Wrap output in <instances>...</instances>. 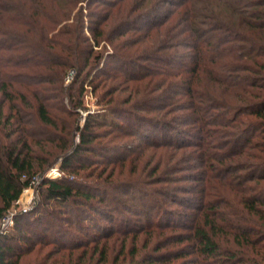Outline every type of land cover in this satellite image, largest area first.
<instances>
[{"label":"trees","instance_id":"16d2710c","mask_svg":"<svg viewBox=\"0 0 264 264\" xmlns=\"http://www.w3.org/2000/svg\"><path fill=\"white\" fill-rule=\"evenodd\" d=\"M147 4L0 0V221L38 178L19 231L0 232V264H20L26 241L48 248L30 264H264V0ZM86 85L103 109L81 123ZM157 145L185 167L112 178ZM56 164L63 175L44 176ZM142 232L164 239L140 245Z\"/></svg>","mask_w":264,"mask_h":264},{"label":"rangeland","instance_id":"374dc122","mask_svg":"<svg viewBox=\"0 0 264 264\" xmlns=\"http://www.w3.org/2000/svg\"><path fill=\"white\" fill-rule=\"evenodd\" d=\"M156 1L157 0H148V4L146 6L149 8L150 5L154 4ZM171 9H172V6L164 5V6H162V8L160 10H157V13H164L166 11H170ZM152 11H154V10H152ZM154 14H155L154 12L153 13L150 12L147 17L151 18L152 15H154ZM146 22L150 23V19L148 21H146ZM152 39H154V35L153 34H151V36L149 37V41L152 42L151 41ZM103 43L104 42H101L100 46ZM98 48H99V46L95 47V49H98ZM105 49L110 50V45L106 44L105 45ZM138 83H140V82H136L133 85H136ZM125 94H126V91L125 92H119V96L120 97H124ZM96 95L97 94H94V93L91 92L89 86L86 85L84 87V91H83V94H82L81 97H82L83 105H84L85 108L80 110V114L82 115L81 123L83 122V118L85 117L87 112H89V111L93 112L95 110H100L102 108V105L96 104ZM130 119H131L130 117H126V118H120V117L116 118L115 117L114 121H120V122H122L124 124L125 127H128ZM106 127H107L106 124H104V126H102L103 129H105ZM150 134H151V136L148 139L156 138L154 136V134H152V133H150ZM142 139L143 138L138 136L135 139V142L137 144L141 143ZM186 139H188V138L185 135L177 136V134H175L173 142H183V141H187ZM75 141H77V136L75 137ZM143 142H144V139H143ZM108 145L109 146H113L114 145V147H115L112 151H109L110 158H114V157L118 156L121 153H125V150H124L123 146H126V145H127V147L130 146L129 148L133 147L132 146V140H128L127 138L126 139H122V140H115L114 142L108 143ZM129 148H127V149L130 150ZM141 152L142 153H140V155H138V156L135 155V153L133 152L132 155H135V156H132L129 159H127L126 161L115 165L114 168H113L114 174H113L112 178L124 179V178H128L129 177V179H131V180H134V179L135 180H137V179H140V180L147 179L148 178V174H149V172H150V170L152 168H155L157 173L162 172L167 167L172 165V163H175V161H177V159H179L181 157V155H179V154L172 153V152H174L173 148H171L169 146L165 147L163 145H157L154 148L145 147L144 149H142ZM102 156H103V153H99L96 157L100 158ZM131 158H133V159H131ZM130 160H133V161H130ZM183 160H184V158H182V160L180 162L175 163L174 164L175 166H173V167H185L186 164H185V162ZM106 163H108V162L106 161ZM111 167H112L111 165H108L106 167V171L105 172H108ZM167 171H169L171 173V175H175V173H178V172H174V170H171V171L167 170ZM61 175H63V171H61L58 168L57 164L55 166L51 167V168H48V170L44 173V176H48V177H51V178H56V177H59ZM171 175L169 177H174V176H171ZM140 180H139V182H140ZM36 185H38L37 181H35L31 186L23 189L22 193L19 196L18 203H16V205L14 206V209L12 210L14 212L13 217H12V222L5 230L11 229L12 231L13 230L16 231V230L19 229L18 227L16 228V226H15V220H14L15 219V215L18 214V212H20V211L25 212V211H28V210L32 209L34 204L37 202L38 195L36 193V190H37L36 189ZM155 186L156 187H160V189H163L164 187H167L165 183H161V184H156L154 186H150L151 188H148L147 186H144V185L142 187L144 189L150 190V189H154ZM134 191L135 192H133L132 198H130V200L141 201L140 198H142V200L145 198L138 191H136V190H134ZM156 199L159 200V204L160 205L161 204H163V205L166 204V205H169L170 207H175V205L171 204L168 200H164L163 201V199H165V198H163L160 195ZM178 209H180V211L183 210V208H181V207L178 208ZM153 210H156V209H153ZM155 217H156V212L155 213H149V214H147V216H144V218H147V221H148V218L151 219V221H153V219H156ZM71 231H73V230H71ZM74 233H75L77 239L79 237L81 238L80 234H76V232H73V234ZM24 235H28V234H24ZM150 236H151V238H148V234H144L142 232V233L138 234V237H137L136 241H137L138 244L141 245V244H143L144 241H146L148 239L147 241L149 243L147 244V246L150 247V245H152V243L156 241L155 238L159 239V238L162 237V239H164V237H163L164 235L163 234H159V235L154 234L153 235V233H152V235H150ZM59 239H60V241H64V242L65 241L66 242L69 241V239L66 236H63V235ZM26 244L32 246V251L30 253H28V254H25L21 258L20 264L34 263L35 259L36 260H37V258L39 259V257L43 256L46 253V251L48 250V248H44V249H41V250H36V249H38L39 246H38V244H34L33 242H31L29 244L26 241ZM80 250L81 249L74 250L73 252H71L69 257L68 256L64 257L65 260L73 262L77 258V254L80 252ZM57 256L61 257V255H57Z\"/></svg>","mask_w":264,"mask_h":264},{"label":"built area","instance_id":"2783aa9c","mask_svg":"<svg viewBox=\"0 0 264 264\" xmlns=\"http://www.w3.org/2000/svg\"><path fill=\"white\" fill-rule=\"evenodd\" d=\"M35 181L38 182V178L37 177H33L32 183H34ZM19 199V198H18ZM16 203H18V200L16 201ZM14 212L13 211H9L0 221V232L2 230H5L12 222V217H13Z\"/></svg>","mask_w":264,"mask_h":264}]
</instances>
